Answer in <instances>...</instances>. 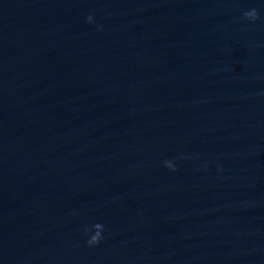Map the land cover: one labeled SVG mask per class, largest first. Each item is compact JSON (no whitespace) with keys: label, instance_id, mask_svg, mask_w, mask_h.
<instances>
[{"label":"water","instance_id":"water-1","mask_svg":"<svg viewBox=\"0 0 264 264\" xmlns=\"http://www.w3.org/2000/svg\"><path fill=\"white\" fill-rule=\"evenodd\" d=\"M0 264H264V0H0Z\"/></svg>","mask_w":264,"mask_h":264}]
</instances>
